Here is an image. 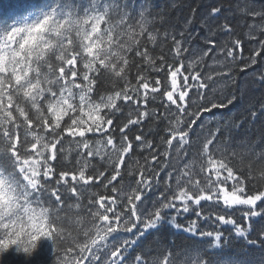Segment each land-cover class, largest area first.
Wrapping results in <instances>:
<instances>
[{"label": "snow or ice", "instance_id": "snow-or-ice-1", "mask_svg": "<svg viewBox=\"0 0 264 264\" xmlns=\"http://www.w3.org/2000/svg\"><path fill=\"white\" fill-rule=\"evenodd\" d=\"M0 264H264V0H0Z\"/></svg>", "mask_w": 264, "mask_h": 264}]
</instances>
